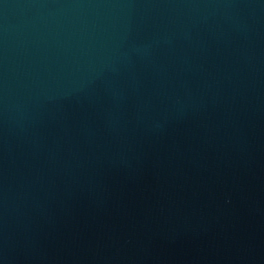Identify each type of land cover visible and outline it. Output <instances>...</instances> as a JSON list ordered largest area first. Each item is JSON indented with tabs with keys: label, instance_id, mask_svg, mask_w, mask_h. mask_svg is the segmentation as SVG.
<instances>
[{
	"label": "water",
	"instance_id": "obj_1",
	"mask_svg": "<svg viewBox=\"0 0 264 264\" xmlns=\"http://www.w3.org/2000/svg\"><path fill=\"white\" fill-rule=\"evenodd\" d=\"M0 264H264V0H0Z\"/></svg>",
	"mask_w": 264,
	"mask_h": 264
}]
</instances>
